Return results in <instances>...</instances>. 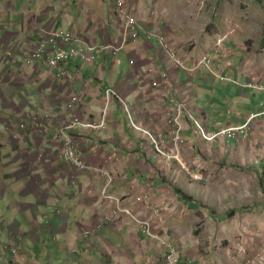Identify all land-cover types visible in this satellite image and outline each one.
I'll return each instance as SVG.
<instances>
[{
	"label": "crops",
	"instance_id": "crops-1",
	"mask_svg": "<svg viewBox=\"0 0 264 264\" xmlns=\"http://www.w3.org/2000/svg\"><path fill=\"white\" fill-rule=\"evenodd\" d=\"M148 1L154 0L141 3ZM137 4L144 29L158 32ZM115 11L116 0H0V264H158L165 255L158 238L125 215L120 220L129 224L121 229L107 222L117 206L102 198L109 179V195L122 200L148 197L133 205L134 211L152 219L157 237L177 246L181 264H248L264 238V76L247 75L244 48L224 53L213 46L207 52L212 69L195 71L189 78L161 56L156 39L150 42L144 35L116 59L100 54L92 64L71 60L73 80L58 78L44 61L27 62L48 30L71 32L89 45L119 40ZM227 60L232 67H226ZM149 68H155L152 76L146 75ZM221 73L237 83L221 80ZM154 81L161 86L152 87ZM167 82L172 85L168 97L163 88ZM189 86L188 110L205 129L218 133L241 127L256 115L249 136L222 135L208 143L195 134L194 121L188 118L180 157L190 171L182 173L176 162H163L113 96L105 129L78 126L74 133L79 154L104 173L78 172L60 158L62 123L73 114L84 124L96 125L111 87L125 100L134 121L162 135L170 149L167 118L172 101L182 99ZM74 93L83 96L82 102L67 111ZM32 115L41 117L42 131L31 123ZM203 163L231 165L230 172L231 167H249L256 201L225 209L227 194L216 197L209 188H200L205 183L191 180L199 173L192 165ZM224 168L211 178H223ZM85 229L92 233L83 235ZM257 231H262L261 238ZM241 244L248 253H239Z\"/></svg>",
	"mask_w": 264,
	"mask_h": 264
},
{
	"label": "built area",
	"instance_id": "built-area-1",
	"mask_svg": "<svg viewBox=\"0 0 264 264\" xmlns=\"http://www.w3.org/2000/svg\"><path fill=\"white\" fill-rule=\"evenodd\" d=\"M138 0H116V11L115 19L119 25V31L121 33V38L117 41L111 43H101V44H86L79 35L73 34L68 31L61 30H48L44 32L42 36V41L37 44V46L30 52V61H44L47 66L56 71L58 78L65 77L66 79L73 80L74 76L68 70V64L71 60H78L83 64H92L96 61L98 55L106 54L118 58L119 54L123 52L130 42H137L142 36L145 40L152 42L156 39L158 42L159 50L164 57H166L173 68L178 71L185 72L189 78L193 75L195 71L201 69L211 70L213 62L207 53H203L199 56L197 61L194 63V67L189 69L186 63L179 57L177 50L169 39L162 33L146 31L143 27V23L139 18L140 8L138 6ZM152 6L149 9V16L156 17V11ZM133 65L134 61H130ZM232 64L228 62L226 67H231ZM155 72V68H149L146 71V75L152 76ZM221 80H229L232 83H237L234 78L228 77L224 73L217 75ZM163 79H167V75H162ZM162 84V83H161ZM161 84L158 81L152 82V87H159ZM248 86H252L251 84ZM165 95L168 97L172 92V85L167 82L163 86ZM190 87L187 90L185 96L177 101L173 102V110L167 118V125L170 127V138L172 146L170 149L167 148V143L162 135H154L151 131L143 128L141 125L134 121L132 113L129 107L126 105L125 100L119 95L117 90L113 87L108 88L105 92V104L101 111L100 121L94 124H84L79 117L71 114L62 123L59 129V138L62 143V148L60 151V158L69 167L81 173H104V171L97 167L92 166L85 162L82 156L78 152V142L74 135L76 128L78 126L91 127L94 129H105L109 120L110 107L113 104V96H117L120 103L124 105L125 111L129 116L130 125L136 130L141 132L146 136L152 143L155 152L163 159V162H176L180 168L184 169V163L181 160V147L184 142L183 132L185 129V121L190 118L194 121L195 134L202 140L213 143L219 139L222 135H228L232 137L238 133L243 134L244 138L249 135V125L251 121L257 117L252 115L249 117L248 121L241 127L229 128L222 130L218 133H212L205 129L204 124L200 120H196L191 111H189V100L188 96L190 94ZM83 96L81 94H71L69 100L66 104L65 110L72 111L76 108L78 104L82 102ZM40 116L31 117V123L35 128L42 131L43 124ZM25 124H21L19 127L21 129L25 128ZM169 168V167H168ZM191 178L196 181L207 182L208 178L203 174H192ZM111 180L105 185L102 192V198L104 200H112L117 206L114 208L112 214L107 217V222L116 224L117 228L121 229L123 225L129 224L124 223L120 220L121 215L129 217L130 223L138 224L147 234L152 237L158 238L165 248V255L158 264H181V255L176 245L168 241L165 238L157 237L152 232V219H142L138 214L135 213L133 205L138 203H143L148 200L146 195L140 197H129L127 199H119L112 195H109L107 190ZM245 233L249 232V228L244 229ZM92 233V230L85 229L83 235L88 236ZM263 245L256 250L253 256H249L246 262L248 264H264V238L262 240ZM11 249L16 251V244H12ZM248 249L244 248L241 244L239 248V253L246 254Z\"/></svg>",
	"mask_w": 264,
	"mask_h": 264
},
{
	"label": "rangeland",
	"instance_id": "rangeland-1",
	"mask_svg": "<svg viewBox=\"0 0 264 264\" xmlns=\"http://www.w3.org/2000/svg\"><path fill=\"white\" fill-rule=\"evenodd\" d=\"M138 2L142 9L140 15H147V19L148 17L152 19V28L169 39L187 67L188 64L192 65L196 62L201 54L209 52L213 46L224 53L227 52L226 50L231 52L235 47H242L245 49V59L248 62L247 75L255 78L264 76V0H154L151 3L149 1L141 3L139 0ZM151 5L156 11V18L148 16ZM27 62L32 63L30 57H27ZM254 68L258 71L250 72ZM186 83L189 84L191 81L187 80ZM185 86L187 87L186 84ZM223 166L226 167L223 178H211L215 174L213 172L220 171ZM229 166L231 165L203 163L192 165V169L196 168L198 174L208 178L200 188H209L216 197L228 195L229 208L225 209L254 203L256 181L253 171L249 167L242 166L241 171L231 167L233 171L230 172ZM184 167V169L180 168L182 173L190 171L189 164L184 163ZM218 167L220 168L217 169ZM186 177L189 182L187 175ZM255 234L261 238L262 231H257Z\"/></svg>",
	"mask_w": 264,
	"mask_h": 264
},
{
	"label": "trees",
	"instance_id": "trees-1",
	"mask_svg": "<svg viewBox=\"0 0 264 264\" xmlns=\"http://www.w3.org/2000/svg\"><path fill=\"white\" fill-rule=\"evenodd\" d=\"M259 1V0H258ZM230 214H233V212H231Z\"/></svg>",
	"mask_w": 264,
	"mask_h": 264
}]
</instances>
